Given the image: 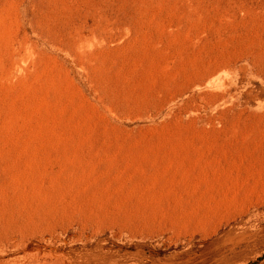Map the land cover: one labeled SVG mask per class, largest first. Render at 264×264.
<instances>
[{
    "label": "rangeland",
    "instance_id": "1",
    "mask_svg": "<svg viewBox=\"0 0 264 264\" xmlns=\"http://www.w3.org/2000/svg\"><path fill=\"white\" fill-rule=\"evenodd\" d=\"M0 264H264V0H0Z\"/></svg>",
    "mask_w": 264,
    "mask_h": 264
}]
</instances>
